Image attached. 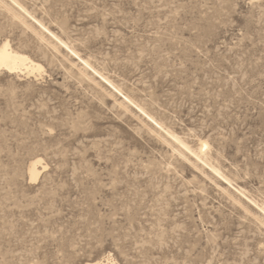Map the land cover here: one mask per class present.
<instances>
[{
	"label": "rangeland",
	"instance_id": "1",
	"mask_svg": "<svg viewBox=\"0 0 264 264\" xmlns=\"http://www.w3.org/2000/svg\"><path fill=\"white\" fill-rule=\"evenodd\" d=\"M4 40L0 264H264V0H0Z\"/></svg>",
	"mask_w": 264,
	"mask_h": 264
},
{
	"label": "bare ground",
	"instance_id": "2",
	"mask_svg": "<svg viewBox=\"0 0 264 264\" xmlns=\"http://www.w3.org/2000/svg\"><path fill=\"white\" fill-rule=\"evenodd\" d=\"M42 68L43 67L40 63L32 60L31 57H29L27 54L13 49L8 40H4L0 43V70H4L8 73L24 72L28 74L34 72H41ZM183 152L184 151L182 150V153ZM177 155L180 157L179 154ZM41 162H42L41 158L36 157L30 163L28 168V179L30 182L37 180V178L39 177L40 170L37 166L41 165ZM41 167L44 168L45 165H41ZM94 264H118V263L114 262L112 259L108 257L106 260Z\"/></svg>",
	"mask_w": 264,
	"mask_h": 264
}]
</instances>
